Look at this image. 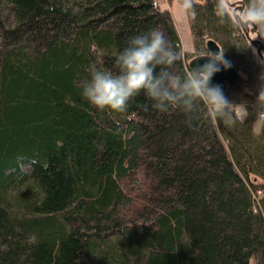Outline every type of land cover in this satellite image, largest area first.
<instances>
[{"label": "trees", "instance_id": "1", "mask_svg": "<svg viewBox=\"0 0 264 264\" xmlns=\"http://www.w3.org/2000/svg\"><path fill=\"white\" fill-rule=\"evenodd\" d=\"M154 1L0 0V264H264V117L256 133L202 103L161 112L141 92L116 113L82 96L133 36L182 52ZM220 5L193 0L194 45L235 67L252 43Z\"/></svg>", "mask_w": 264, "mask_h": 264}, {"label": "clouds", "instance_id": "2", "mask_svg": "<svg viewBox=\"0 0 264 264\" xmlns=\"http://www.w3.org/2000/svg\"><path fill=\"white\" fill-rule=\"evenodd\" d=\"M242 4L243 10L234 19L241 31L251 30L250 46L251 40H264V0H242ZM226 5L227 0H224L219 7L221 15ZM181 7L194 15L193 0H183ZM218 49L199 56L207 58L205 64L191 69L188 65L186 71L174 72L171 69L178 61H183V53L174 50L162 31L152 29L129 39L116 57L118 74L93 66L89 70L90 80L81 84L82 96L100 110L124 113L129 101L144 92L154 102L153 107L161 112L176 108L191 114L198 111L202 103L207 116L225 126L244 122L249 116L246 103L228 100L219 86L210 83L221 67H231L224 59V50ZM257 99L264 103V90Z\"/></svg>", "mask_w": 264, "mask_h": 264}, {"label": "rangeland", "instance_id": "3", "mask_svg": "<svg viewBox=\"0 0 264 264\" xmlns=\"http://www.w3.org/2000/svg\"><path fill=\"white\" fill-rule=\"evenodd\" d=\"M195 1H204V0H195ZM219 3H223L224 0H218ZM235 0H228L226 9L230 12L233 13V10L235 12L239 13L243 10L239 9V6H230V3ZM230 2V3H229ZM241 2H237V4ZM183 4V0H155L154 5H158V7H166L169 11L170 14L173 18L174 25L176 27V30L178 32V35L180 37V42H181V48L182 52L186 55V58L184 61L188 63L190 61V58L197 54L204 52L205 48L201 44L198 47L194 45V39H193V34L191 32V27H190V17H191V12H185L181 5ZM248 36L251 38V30H248ZM259 39V38H258ZM261 40V39H260ZM205 41V40H204ZM262 42V47H261V52L263 54V59H264V40H261ZM258 44L254 43L251 44V48H249V53L247 55V58H245V62H242L244 60H239V63H236L235 69H237L238 72V82H239V87L233 88L231 90H227V94L224 95L228 100L233 101L235 103H241L244 102L246 103L248 109H249V116L247 118L253 119V129L254 132L259 131V127L261 124V121L263 120L259 118V115L262 111H264V103H261L258 99L257 96L260 91L264 90V61H262L257 52ZM247 81V82H246ZM251 85V88L245 87L246 84ZM241 84V87H240ZM241 88V89H240ZM243 91L244 92H249L250 94H253V96L256 97L254 101L248 99V96H243ZM241 92V93H239ZM242 95V98H240ZM257 108V110L255 109ZM251 180L253 181H260V178L257 177L255 178L253 175H250Z\"/></svg>", "mask_w": 264, "mask_h": 264}, {"label": "water", "instance_id": "4", "mask_svg": "<svg viewBox=\"0 0 264 264\" xmlns=\"http://www.w3.org/2000/svg\"><path fill=\"white\" fill-rule=\"evenodd\" d=\"M234 3H230V5L233 6ZM243 8V4L241 3V5L239 6V9ZM233 12L235 13L234 15L238 16V14L233 10ZM245 34H247V31L245 32ZM249 37V36H248ZM249 39H251L249 37ZM250 43L254 44L257 43L258 46L256 48V52L259 56V58L264 61L263 59V54L261 52V47H262V42L260 39H255V40H251ZM206 47L208 49V51H211L213 53L219 51V45L212 39H207L206 40ZM199 56H204V55H198L193 57L188 65L189 68H194L197 67L199 65H203L207 62V58L206 57H199ZM198 57V58H197ZM238 79V72L237 70L231 65V67L229 68H223L221 67L220 70L218 72H216L213 77L211 78V85H217L221 88V90L223 91L226 87L227 84H234Z\"/></svg>", "mask_w": 264, "mask_h": 264}, {"label": "bare ground", "instance_id": "5", "mask_svg": "<svg viewBox=\"0 0 264 264\" xmlns=\"http://www.w3.org/2000/svg\"><path fill=\"white\" fill-rule=\"evenodd\" d=\"M160 1H161V0H160ZM209 1H210V0H209ZM239 6H240V5H239ZM215 42H216V41H215ZM195 43H196V42H195ZM193 44H194V43H193ZM219 48H220V46H219ZM207 51H208V49H207V47H206V52L197 53V54L193 55V56L190 58V60H191L193 57L198 56V55H206V54H207ZM188 63H189V62H188ZM188 63H186V65H187L186 67H188ZM232 66H233V65H232ZM233 67H234V66H233ZM236 70H237V69H236ZM237 80H238V79H237ZM236 82H237V81H236ZM236 82H235V83H236ZM235 83H234V84H235ZM230 85H233V84H227L226 87H225V89H226L228 86H230ZM247 86H248V85H247ZM225 89H224V90H225ZM224 90H223V91H224ZM255 98H256V97H255ZM255 98H253V99H255ZM261 119H262V118H261Z\"/></svg>", "mask_w": 264, "mask_h": 264}, {"label": "flooded vegetation", "instance_id": "6", "mask_svg": "<svg viewBox=\"0 0 264 264\" xmlns=\"http://www.w3.org/2000/svg\"><path fill=\"white\" fill-rule=\"evenodd\" d=\"M227 1H228V0H227ZM239 1L242 3V0H235V1H232V3H234L235 8H236V6L241 5L240 3L237 4V2H239ZM229 3H230V2H229ZM230 6H232V5H230ZM234 6H233V7H234ZM236 13H237V12H236ZM234 14H235V13H234ZM237 14H238V13H237ZM235 16H236V15H235Z\"/></svg>", "mask_w": 264, "mask_h": 264}, {"label": "built area", "instance_id": "7", "mask_svg": "<svg viewBox=\"0 0 264 264\" xmlns=\"http://www.w3.org/2000/svg\"><path fill=\"white\" fill-rule=\"evenodd\" d=\"M155 2V1H154ZM264 116V111H262L259 115V118H262Z\"/></svg>", "mask_w": 264, "mask_h": 264}]
</instances>
